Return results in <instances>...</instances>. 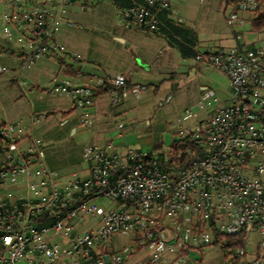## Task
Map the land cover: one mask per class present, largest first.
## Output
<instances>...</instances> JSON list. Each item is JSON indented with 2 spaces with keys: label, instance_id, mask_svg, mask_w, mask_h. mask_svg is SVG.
<instances>
[{
  "label": "built area",
  "instance_id": "1",
  "mask_svg": "<svg viewBox=\"0 0 264 264\" xmlns=\"http://www.w3.org/2000/svg\"><path fill=\"white\" fill-rule=\"evenodd\" d=\"M67 1L97 0L3 1L7 7L0 11V34L18 47L25 69L65 51L55 34ZM126 1L125 26L150 32L167 28L161 16L171 0ZM199 57L224 73L233 91L229 104L216 107L191 130L207 144V155L187 170L167 175L134 164V150L120 154L88 147L84 156L91 163L90 176L65 182L44 165L34 142L25 153L9 156L20 164L0 168V264H106L108 243L116 233L131 240L139 235L153 249L154 259L179 246L210 241L215 231L244 230L245 244L253 230L264 237V49L232 47ZM114 84L124 85L120 78ZM91 89L55 82L49 90L82 106ZM0 133L11 144L22 138L17 125L4 126ZM100 197L117 201V207L101 209L95 202ZM84 216L93 221L80 229L76 220ZM45 218L49 225L40 224ZM177 225L182 235L170 228ZM113 263L131 264L121 258Z\"/></svg>",
  "mask_w": 264,
  "mask_h": 264
},
{
  "label": "crops",
  "instance_id": "2",
  "mask_svg": "<svg viewBox=\"0 0 264 264\" xmlns=\"http://www.w3.org/2000/svg\"><path fill=\"white\" fill-rule=\"evenodd\" d=\"M3 1L0 3L6 6ZM222 4L223 0H171L170 8L161 16L167 28L150 32L125 26L122 19L125 0L67 1L64 19L55 34V42L65 51L51 53L27 69L18 47L0 35V128L7 125L23 128L22 139L8 143V148L26 150L36 142L44 165L58 181L65 182L90 176L91 163L84 156L88 147L120 154L128 150L149 153L151 150L139 144L142 137H147L167 144L168 150L184 131H191L216 107L231 101L230 84L226 88L215 83L213 89L202 84L199 92L194 93L196 86L191 82L211 66L201 61L199 55L220 53L232 47L264 49V41L259 42L264 29L255 32L258 41L253 35L246 37L244 34L254 31L249 28L244 32L236 25L238 21L242 24L244 13L239 11L235 19H228L227 12L231 13L232 6H223V12ZM116 78L123 81L122 89L103 90L105 82L114 84ZM55 82L87 84L92 86L91 94L82 106H77L71 97L50 92ZM37 122L43 125L38 133ZM173 122L174 129L170 125ZM58 139L67 147V154L74 150L79 154L69 169L64 167L70 162H51L47 145ZM10 155L13 156L7 157ZM95 202L103 210L118 205L117 201L103 197ZM82 219L76 220L80 229L87 226ZM88 221L91 224L93 219ZM128 237L116 233L111 238L108 250L112 257L106 254L108 263L118 258L131 264L207 262L206 248L200 253L195 247H184L182 252L181 249L154 259L151 247L136 249L135 241ZM223 255L225 258L224 252ZM225 263L226 258L217 262Z\"/></svg>",
  "mask_w": 264,
  "mask_h": 264
},
{
  "label": "trees",
  "instance_id": "3",
  "mask_svg": "<svg viewBox=\"0 0 264 264\" xmlns=\"http://www.w3.org/2000/svg\"><path fill=\"white\" fill-rule=\"evenodd\" d=\"M225 8L232 6V11L230 16H237L239 11L247 12V18L251 22V31L260 32L264 29V0H223ZM127 1L125 0V5ZM165 13V12H164ZM115 89L116 91L122 89L117 88L115 84L105 82L103 90ZM2 128H0L1 131ZM0 142H7L0 133ZM208 153L207 144L199 141V139L194 137V132H189L187 135H183L175 139L169 149L168 155L165 156L164 153H159L158 156H154L152 153H138L135 159H132L134 164L140 165L145 171H161L167 175H174L181 173L188 168L195 159L203 158ZM20 160H14L13 158H7L6 162L0 164L1 167H10L20 164ZM82 198V197H81ZM121 202V201H120ZM50 219H43L40 221L41 225H49ZM247 237L246 231H240L235 233L227 232H216L214 237L210 241H205L195 248L203 253L204 249L208 246H219L225 254L226 261L230 260L231 264H237L243 256H245V239ZM133 241L138 243V247L145 246L143 239L138 235ZM183 249L180 251L182 252ZM257 257L259 264H264V237L263 241L257 244L256 248ZM112 257V254L106 252ZM182 256V254L180 255ZM261 262V263H260ZM114 264L112 259L110 263Z\"/></svg>",
  "mask_w": 264,
  "mask_h": 264
},
{
  "label": "rangeland",
  "instance_id": "4",
  "mask_svg": "<svg viewBox=\"0 0 264 264\" xmlns=\"http://www.w3.org/2000/svg\"><path fill=\"white\" fill-rule=\"evenodd\" d=\"M223 6H224V4H222V11L224 12ZM6 7H7V4L5 6L4 4L0 3V11L3 10V9H5ZM223 12H221V16L224 19ZM242 13H244L243 14L244 21L242 22V24H240L239 21H238L236 23V25H237V27H240L244 32H247L246 30H248L251 27V22L247 18L248 13L247 12H242ZM227 15H228V17H227L228 19H235V15L231 17L229 11L227 12ZM227 27H229V26L227 25ZM244 35L246 37H248L249 35H253V37H254L253 39L255 41H258L259 35L257 33H255V32L249 33L247 35L244 34ZM245 36H244V38H245ZM260 37H262V41H259V42L262 43L264 41V36L261 35ZM260 45H262V44H260ZM247 51L249 52V51H252V50L251 49H247ZM209 68H210L209 70H206L204 73L196 76L195 79L191 82L192 84H194V86H196L194 88V93L195 92H199L200 86L202 84L203 85H208L212 89H213L215 83L221 84V85H223L226 88L229 86L230 82H229L227 76L224 73L220 72L219 70H217L213 66H210ZM192 87H193V85H192ZM210 88L208 89L209 92L211 91ZM209 96H211V95H209ZM59 119H60V117L57 118V120H59ZM173 124H175V123L173 122L170 125H172L173 126L172 128L174 129V126L175 125H173ZM177 124L179 125V123H177ZM35 126H36V132L38 133V132L41 131L40 126H43V125H39V123L37 122L35 124ZM21 129H23V128H21ZM19 139H22V138H19ZM60 140L59 139L56 140V141L54 140V142L51 141V144L50 145H47V147L49 148L50 151L48 149L47 150L49 151V156L51 158V162L52 161H54L56 163L57 162L60 163L61 161H62V163H69L70 162L69 165H67L66 167H64L66 169H69V166L71 165L72 161H76V156L79 157V154L76 152V150H74V152L71 153L70 155H69V153L67 154L66 153V151H67L66 148L67 147H65L63 145V142L60 141ZM77 140L78 141H83V138L77 137ZM139 141H140L139 144H141L145 149L151 150V152H149V153H152L154 156H158L160 152L161 153H164L165 156L168 155V150H167L168 147H167V144H165V143L156 142L154 138H147V137L146 138L145 137H142ZM8 146H9L8 142H0V162H1V160L4 163L6 162V159L8 158L7 157V154H13V155L17 156L18 155V152L19 153H21V152L22 153H25L24 152L25 149H22L21 147H19L18 149H13V148H15V146H12L13 148L12 147L8 148ZM54 149H56L57 152H55ZM87 217L91 219V217H89V216H87ZM87 217L84 216L83 219H82L83 220L82 222L85 225L90 224ZM184 225H186V222H185V224L184 223L182 224V226H184ZM177 226L178 227L172 226L170 228L175 227L174 231H177L178 230V232H180L181 235H182L183 233H182L181 228H180L181 226H179V225H177ZM123 240H125V239H123ZM129 240H131V239L129 238ZM261 241H263V237L261 236V234L257 230L251 231L249 233V236H248V239H247V242H246V246H245L246 247V249H245V251H246L245 256H243L241 258V260L237 264H253L254 261H257L258 262L256 248H257V244L260 243ZM133 244H134L133 245L134 248L137 249L138 243L137 242H134ZM188 245L189 246H185V248L183 246L182 247L179 246L177 248V251H180L183 248L186 249V248L198 246L197 244H195V245L188 244ZM107 252H109V250H107ZM205 256H206V259H207L206 260L207 262H205V264H217V262L220 261V259L222 261L225 259L224 258V255H223V251H222V249L219 246H208L206 248V250H205ZM200 262H202V260H198L196 262V264H200Z\"/></svg>",
  "mask_w": 264,
  "mask_h": 264
},
{
  "label": "water",
  "instance_id": "5",
  "mask_svg": "<svg viewBox=\"0 0 264 264\" xmlns=\"http://www.w3.org/2000/svg\"><path fill=\"white\" fill-rule=\"evenodd\" d=\"M106 260H107V262H109V256H106Z\"/></svg>",
  "mask_w": 264,
  "mask_h": 264
}]
</instances>
